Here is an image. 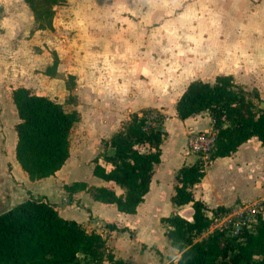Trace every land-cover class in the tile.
Instances as JSON below:
<instances>
[{
    "label": "rangeland",
    "instance_id": "obj_1",
    "mask_svg": "<svg viewBox=\"0 0 264 264\" xmlns=\"http://www.w3.org/2000/svg\"><path fill=\"white\" fill-rule=\"evenodd\" d=\"M54 10L52 24L39 28L28 0H0V158L14 149L15 87L61 102L79 121L86 107L102 118L112 93L122 96L125 85L133 89L129 96L156 95L169 109L186 78L212 79L223 70L216 64L222 55L256 62L264 38V0H63ZM155 110L166 118L164 110ZM83 128L76 124L71 132L75 159ZM80 168L88 174L87 164ZM150 214L145 223L157 227Z\"/></svg>",
    "mask_w": 264,
    "mask_h": 264
},
{
    "label": "trees",
    "instance_id": "obj_2",
    "mask_svg": "<svg viewBox=\"0 0 264 264\" xmlns=\"http://www.w3.org/2000/svg\"><path fill=\"white\" fill-rule=\"evenodd\" d=\"M63 0H28L39 28L52 24L54 6ZM57 66L55 61L53 67ZM50 73H55L51 71ZM19 121L15 124L16 157L32 179L54 175L70 155V134L79 115L67 111L61 102L25 86L12 90ZM259 101V104L256 102ZM264 101L251 96L231 76L218 75L213 82L191 81L176 102L180 119L209 112L218 130L214 157L233 154L253 136L264 145ZM155 108L132 112L120 129L104 141L105 164L95 158L93 174L123 189L92 188L96 199L114 203L118 210L135 213L144 201L156 166L161 162V144L167 136L164 116L156 127L145 128L144 115ZM198 162L183 165L176 174L172 204H191L192 216L179 213L161 218L166 235L180 249L177 264H264V219L253 232L231 237L216 230L200 235L209 227L206 204L194 197L193 187L205 176ZM80 187L88 189L87 183ZM228 210L214 208L213 214ZM109 228L118 230L114 225ZM0 264H127L108 247L105 237L88 231L75 220L64 218L57 205L45 196L20 202L0 213ZM173 264V263H170Z\"/></svg>",
    "mask_w": 264,
    "mask_h": 264
},
{
    "label": "crops",
    "instance_id": "obj_3",
    "mask_svg": "<svg viewBox=\"0 0 264 264\" xmlns=\"http://www.w3.org/2000/svg\"><path fill=\"white\" fill-rule=\"evenodd\" d=\"M261 43L263 44L259 46L262 50L258 52L259 56L256 62L251 63L247 59L249 57L245 58L240 54L235 55V60H232L234 55L233 58L222 55L219 60H216V64H219L220 67L223 66L222 72H216L212 79L201 78L199 80L213 82L218 75H228L245 91L254 90L264 99V38ZM254 48L253 45L252 52L255 51ZM205 62L206 65L212 67V60L206 59ZM224 64L226 65L224 66ZM178 72L181 74L180 79L185 78L184 72ZM194 80H198V78H186V84L179 86L181 89L178 88L175 91L174 94L176 92L178 94L174 98L171 114L169 111L171 108H163L162 98L156 95L152 98L143 97L141 91H134L136 93L129 96L128 93L133 89L127 85L123 86L126 91L122 96V91L119 94L112 93L113 101L110 100L108 113L102 118L97 119L93 115V111H90L91 108L87 109L88 107H86L82 114V121L78 119L74 123V126L83 124L84 127L83 138L78 144V151L81 155L76 159L72 157L70 145V155L63 166L54 175L39 179L30 178L17 160L15 124L19 118L13 101L18 120L10 127L15 141L12 155L8 158L5 156V158H0V171L2 170L5 174L3 177L0 176V213L25 201L30 195L34 197L47 196L50 201L57 204L58 211L64 218L79 222L88 231L101 233L115 256L124 259L127 264H177L181 251L172 244L166 235L168 228L161 222V218L175 213L191 218V204L176 206L171 202V196L175 192L177 183L176 174L183 165L192 164L198 160L196 154L187 150L188 132L191 129L198 131L214 127L209 112L197 113L186 119H180L177 116L176 102L188 84ZM147 108L164 110L167 113L163 123L167 136L161 144V162L155 168L150 189L145 195L144 201L137 207L136 212H122L114 203L102 202L96 199L94 193L88 192L86 189H71L74 184L87 183L88 188L106 186L113 188L117 194L123 193V189L114 182L106 181L93 174V160L99 158V162L105 164L102 158V154L106 151L104 141L120 129L132 112H140ZM80 164L88 165V174H84ZM4 166L7 167V170H4ZM66 190H70L69 193L73 195L72 199L70 196H66ZM193 193L196 199L206 204L208 216L212 215V210L218 206L229 210L244 203L263 200L264 145L262 142L258 137L253 136L242 143L233 154L216 157L213 164L206 169V174L201 182L193 187ZM62 200L65 203L61 204ZM113 206L119 213L114 212ZM152 212L156 218L157 227L145 223ZM109 224L116 226L118 230L109 228ZM207 235V232L204 231L199 238L207 237Z\"/></svg>",
    "mask_w": 264,
    "mask_h": 264
},
{
    "label": "built area",
    "instance_id": "obj_4",
    "mask_svg": "<svg viewBox=\"0 0 264 264\" xmlns=\"http://www.w3.org/2000/svg\"><path fill=\"white\" fill-rule=\"evenodd\" d=\"M160 114L156 110L147 112L144 115L145 128L158 126L157 119ZM217 133L218 130L211 127L198 131L191 129L187 134V150L198 156L197 162L202 170L206 171L213 164ZM209 218L211 222L205 230L208 235L216 230H224L226 235L240 237L246 231L253 232L264 219V199L232 207L220 214H212Z\"/></svg>",
    "mask_w": 264,
    "mask_h": 264
},
{
    "label": "water",
    "instance_id": "obj_5",
    "mask_svg": "<svg viewBox=\"0 0 264 264\" xmlns=\"http://www.w3.org/2000/svg\"><path fill=\"white\" fill-rule=\"evenodd\" d=\"M260 106L264 108V101L260 103Z\"/></svg>",
    "mask_w": 264,
    "mask_h": 264
}]
</instances>
